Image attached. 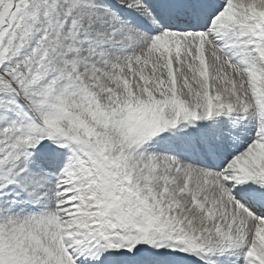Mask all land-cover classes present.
<instances>
[{"label":"snow or ice","instance_id":"6c2138e0","mask_svg":"<svg viewBox=\"0 0 264 264\" xmlns=\"http://www.w3.org/2000/svg\"><path fill=\"white\" fill-rule=\"evenodd\" d=\"M0 264H264V0H0Z\"/></svg>","mask_w":264,"mask_h":264}]
</instances>
